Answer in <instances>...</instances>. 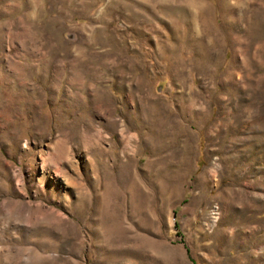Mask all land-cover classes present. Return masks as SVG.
<instances>
[{"label": "rangeland", "instance_id": "1", "mask_svg": "<svg viewBox=\"0 0 264 264\" xmlns=\"http://www.w3.org/2000/svg\"><path fill=\"white\" fill-rule=\"evenodd\" d=\"M0 264H264V0H0Z\"/></svg>", "mask_w": 264, "mask_h": 264}]
</instances>
